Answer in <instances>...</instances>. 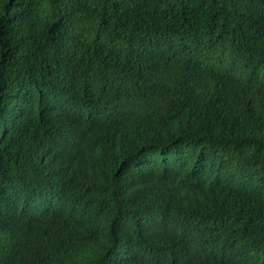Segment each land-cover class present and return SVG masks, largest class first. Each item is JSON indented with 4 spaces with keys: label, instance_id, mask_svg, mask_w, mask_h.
<instances>
[{
    "label": "trees",
    "instance_id": "16d2710c",
    "mask_svg": "<svg viewBox=\"0 0 264 264\" xmlns=\"http://www.w3.org/2000/svg\"><path fill=\"white\" fill-rule=\"evenodd\" d=\"M0 264H264V0H0Z\"/></svg>",
    "mask_w": 264,
    "mask_h": 264
}]
</instances>
